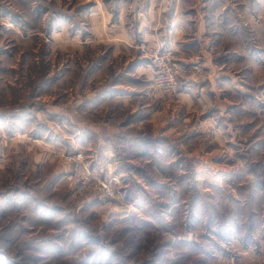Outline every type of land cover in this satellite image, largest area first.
Here are the masks:
<instances>
[{
    "label": "rangeland",
    "instance_id": "rangeland-1",
    "mask_svg": "<svg viewBox=\"0 0 264 264\" xmlns=\"http://www.w3.org/2000/svg\"><path fill=\"white\" fill-rule=\"evenodd\" d=\"M130 3L0 0V264H264V84L155 92L157 42L144 59L106 34ZM90 145L122 176L113 199L65 170Z\"/></svg>",
    "mask_w": 264,
    "mask_h": 264
},
{
    "label": "crops",
    "instance_id": "crops-1",
    "mask_svg": "<svg viewBox=\"0 0 264 264\" xmlns=\"http://www.w3.org/2000/svg\"><path fill=\"white\" fill-rule=\"evenodd\" d=\"M129 1V6H123L118 13L119 22L122 23V26H118L123 31L117 33V36L108 35L107 32H112L113 29L110 26L106 34L109 39L118 40L125 48L137 47L140 43L139 58L144 59L146 45L163 42L175 58L188 66L191 72L181 79L177 102L186 101L188 105L192 91L199 92L200 102L207 100V94L217 93L216 90L223 88L225 82L230 83L229 86L233 90L243 92H250L251 89H257L264 84V71L260 70L262 65L264 66V57H260L263 59L260 63L257 60L258 50L264 53V47L257 45V34L259 40L261 35L264 36V6L257 0ZM136 5L137 10L132 14L131 8ZM123 15L138 18L136 25L131 26L132 23H128V19L122 20ZM111 25L114 26L113 23ZM126 27L129 31L135 30V35L140 34V42L137 43L133 39L134 36L132 38L129 32L126 33ZM142 67L144 65L140 66ZM243 69L246 73L249 71V74L241 76L240 71ZM144 70L151 79L154 74L151 63H147ZM241 77L249 80H243L242 84ZM89 156L92 163L98 167L112 168L115 164L108 161L112 158L109 151L99 150V147L93 148L90 145ZM103 156L106 158L105 164L99 161ZM112 169L116 170V167ZM65 170L71 171L73 175L70 168Z\"/></svg>",
    "mask_w": 264,
    "mask_h": 264
},
{
    "label": "built area",
    "instance_id": "built-area-1",
    "mask_svg": "<svg viewBox=\"0 0 264 264\" xmlns=\"http://www.w3.org/2000/svg\"><path fill=\"white\" fill-rule=\"evenodd\" d=\"M149 54L154 68L151 81L153 90L167 97H175L180 89L181 78L188 72V68L162 42L151 47ZM61 156L73 166L74 189L77 193L92 190L106 198H115L120 192L123 183L121 174L95 166L84 151H67L61 153Z\"/></svg>",
    "mask_w": 264,
    "mask_h": 264
},
{
    "label": "trees",
    "instance_id": "trees-1",
    "mask_svg": "<svg viewBox=\"0 0 264 264\" xmlns=\"http://www.w3.org/2000/svg\"><path fill=\"white\" fill-rule=\"evenodd\" d=\"M90 191H91V192H95V193H97V194L99 195V197L102 198V199H113V198H105L104 196L100 195V193H98V192H96V191H92V190H90Z\"/></svg>",
    "mask_w": 264,
    "mask_h": 264
}]
</instances>
